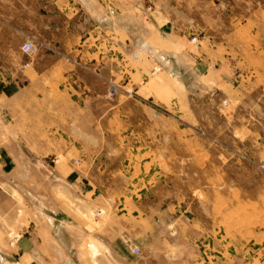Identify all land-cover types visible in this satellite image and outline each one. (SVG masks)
<instances>
[{
    "label": "crops",
    "instance_id": "0c3cea01",
    "mask_svg": "<svg viewBox=\"0 0 264 264\" xmlns=\"http://www.w3.org/2000/svg\"><path fill=\"white\" fill-rule=\"evenodd\" d=\"M225 3L0 0V58L14 28L18 62L27 37L37 45L23 78L0 73V245L14 248L10 263L68 264L90 239L97 257L115 252L121 221L141 210L127 202L134 196L106 190L105 179L93 177L97 159L89 152L104 143L80 116L91 108L92 120L98 118L106 88L121 87L122 79L135 80L141 100L173 98L178 86L185 89L186 75L214 89L234 67L232 48L216 42L208 14ZM254 13L264 18V10ZM241 18L243 35L248 21ZM25 151L35 153L33 173L16 179L24 190H13L18 202L10 205L14 167L25 158L13 152ZM98 212L107 217L93 223Z\"/></svg>",
    "mask_w": 264,
    "mask_h": 264
},
{
    "label": "rangeland",
    "instance_id": "374dc122",
    "mask_svg": "<svg viewBox=\"0 0 264 264\" xmlns=\"http://www.w3.org/2000/svg\"><path fill=\"white\" fill-rule=\"evenodd\" d=\"M225 1L208 14L216 42L232 48L234 67L214 89L186 75L185 89L178 86L173 98L141 100L135 80L122 79L121 87L106 88L98 118L92 120L91 108L81 114L104 143L89 152L97 159L93 177L105 179L106 190L134 196L127 202L141 211L121 221L115 252L97 257L90 239L68 264H264V18L254 13L264 3ZM241 16L248 21L243 35ZM15 30L0 58L9 79L23 78L34 55L18 62ZM13 153L25 158L16 161L9 190L23 191L16 179L32 175L35 153ZM99 217L107 216L90 219ZM13 251L0 245L3 264H12Z\"/></svg>",
    "mask_w": 264,
    "mask_h": 264
},
{
    "label": "built area",
    "instance_id": "2783aa9c",
    "mask_svg": "<svg viewBox=\"0 0 264 264\" xmlns=\"http://www.w3.org/2000/svg\"><path fill=\"white\" fill-rule=\"evenodd\" d=\"M196 41H197L196 38H193V39H192V42H196ZM22 51H23L25 54L31 56V55H33V54L37 51V46H36V44H35L34 42H31V41H30V42L25 43V44L22 46ZM133 252H134L135 254H138V253H139V249H138V248H135V249L133 250Z\"/></svg>",
    "mask_w": 264,
    "mask_h": 264
},
{
    "label": "bare ground",
    "instance_id": "6f19581e",
    "mask_svg": "<svg viewBox=\"0 0 264 264\" xmlns=\"http://www.w3.org/2000/svg\"><path fill=\"white\" fill-rule=\"evenodd\" d=\"M0 262L3 264V259L1 258V256H0Z\"/></svg>",
    "mask_w": 264,
    "mask_h": 264
}]
</instances>
